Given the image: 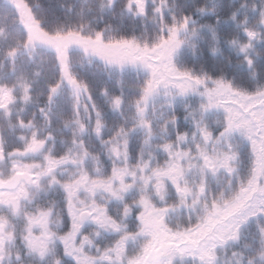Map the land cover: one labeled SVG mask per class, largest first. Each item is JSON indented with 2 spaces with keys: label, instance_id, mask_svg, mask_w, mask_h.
<instances>
[{
  "label": "snow or ice",
  "instance_id": "obj_1",
  "mask_svg": "<svg viewBox=\"0 0 264 264\" xmlns=\"http://www.w3.org/2000/svg\"><path fill=\"white\" fill-rule=\"evenodd\" d=\"M0 264H264V0H0Z\"/></svg>",
  "mask_w": 264,
  "mask_h": 264
}]
</instances>
